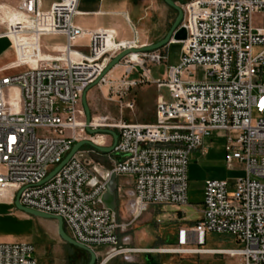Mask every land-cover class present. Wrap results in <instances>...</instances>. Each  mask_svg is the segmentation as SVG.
Returning <instances> with one entry per match:
<instances>
[{"label":"built area","instance_id":"2783aa9c","mask_svg":"<svg viewBox=\"0 0 264 264\" xmlns=\"http://www.w3.org/2000/svg\"><path fill=\"white\" fill-rule=\"evenodd\" d=\"M11 1L13 7L2 6L17 19L4 27L0 39L9 40L15 56L11 68L21 71L0 76V197L6 192L14 201L20 192V205L60 217L75 242L94 252L106 248L105 261L123 257L131 263V255L155 253L225 255L240 258L242 264H264V28L254 22V17L264 21V0H190L181 7L186 40L179 42V63L166 67L165 79L152 78L150 72L151 66L167 62L163 48L135 54V61L131 54L124 57L96 86L107 88L121 101L120 110L129 111L134 102L124 99L131 89L166 88L169 99L157 96L154 123L120 119L104 125L91 118V129L117 134L111 172L101 168L104 173L94 176L91 164L96 163L88 158L94 151L89 149L87 160L78 152L46 182L76 142L93 143L97 136L85 131L84 90L116 55L144 46L136 40L119 41L111 29L84 31L75 26L78 0L55 1L46 12L41 0ZM48 36L64 37V47L47 51L42 40ZM85 38L87 45H79ZM21 45L34 49L24 47L21 54ZM255 46L263 50L253 56ZM122 64L121 75L112 78ZM193 68L205 71L204 81L189 77ZM133 74L137 78H131ZM12 88L18 91L19 111L9 103ZM213 132L224 134L227 165L241 164L246 177L233 185L205 181L202 218L178 230L177 248L123 245L116 211L101 201L109 175L132 180L131 187L125 184L122 189L125 210L133 220L150 207L186 206L189 155ZM208 233L233 235L239 248L206 249ZM0 264H37L35 248L0 243Z\"/></svg>","mask_w":264,"mask_h":264},{"label":"rangeland","instance_id":"374dc122","mask_svg":"<svg viewBox=\"0 0 264 264\" xmlns=\"http://www.w3.org/2000/svg\"><path fill=\"white\" fill-rule=\"evenodd\" d=\"M161 1V0H159ZM180 8L190 0H172ZM163 1L159 2L163 5ZM3 4L13 7L11 0H4L0 3V32L4 29V24L8 18L15 15L12 10L5 9ZM162 11L155 14L158 20V28L169 31L175 18L176 12L168 7L165 3ZM254 22L260 24L264 28V21H260L258 17H254ZM167 34V33H166ZM159 40V39H157ZM161 40V39H160ZM62 42V39H58ZM65 42V40H64ZM86 40L79 41V44L86 45ZM78 47V46H77ZM165 49L167 54V62L150 67L152 78L165 79V70L167 66H175L179 63L181 45L173 43ZM263 50L262 46H255L252 49V55L256 56ZM41 57V55H40ZM14 59L9 40L0 39V67L9 63ZM123 64L118 69L123 70ZM117 69V68H116ZM14 72L8 73L12 75ZM189 77L195 81L205 80V71L202 68H193L189 70ZM16 74V73H15ZM131 77H136L133 74ZM148 85H142L135 89H131L128 96L124 99H134L137 109L143 113L151 103L152 97L162 96L165 100L169 99L166 88L159 90L154 89L141 92V88ZM147 88V87H146ZM90 95L93 98L86 102L89 108L90 116L95 119V123L109 125L117 120L122 119L127 123H134L132 117H127L128 111H120L121 101L116 95L107 91V88L100 89L94 87L90 89ZM9 103L15 111L20 109V100L16 88L10 89L8 93ZM114 99V101H113ZM123 102V101H122ZM134 109V108H133ZM132 111V110H131ZM124 114V115H121ZM255 117V116H254ZM105 136V135H98ZM110 142L106 146H109ZM225 138L221 132H213L212 135L203 140L202 147L193 151L189 155L187 168V205L186 210L183 207L162 205L150 207L147 212L143 213L137 220H133L126 212L123 190L117 189L116 192V212L115 218L119 225L118 236L123 245L134 249H173L176 247V234L179 229L194 226L202 218V200L204 183L207 180H224L233 185L236 180L246 177L241 164L235 162L229 167L225 160L224 152ZM90 148L83 147L80 150L82 159L87 160L86 152ZM94 176L100 177L103 171L99 165L91 164ZM126 183L125 177H119L118 186L124 187ZM6 202L9 203L6 204ZM57 224L54 221L42 219L39 217L29 216L13 205L10 197L0 198V242L6 243H29L35 248V257L39 264H81L88 263L89 255L84 251L77 249L68 244L59 242L61 247L58 252L56 246L53 248L56 238ZM56 248V249H55ZM206 249L230 250L237 249L239 246L235 242V237L230 234L208 233L205 236ZM56 251L58 253L52 252ZM104 252L105 248L98 249ZM96 252V251H95ZM147 254L131 255L134 260L129 263L125 258L121 257L122 263L126 264H242L240 258L229 256H217L208 254H148L147 257H156V261L146 262ZM51 262V263H50ZM95 264H99V261Z\"/></svg>","mask_w":264,"mask_h":264},{"label":"crops","instance_id":"0c3cea01","mask_svg":"<svg viewBox=\"0 0 264 264\" xmlns=\"http://www.w3.org/2000/svg\"><path fill=\"white\" fill-rule=\"evenodd\" d=\"M55 1H58V0H41L43 11L45 12L48 11L50 5ZM159 2L161 1L159 0H78L77 15L75 16L73 23L75 26L79 27L80 29L84 31L111 29L116 32L117 39L119 41L136 40L139 43V45L147 46V45L154 44L160 39L164 38V36L167 33V31L165 32L164 29L158 28L157 26L159 21L156 20L155 14L158 11H162V8H163L162 6H165L164 3H162L163 5H160ZM15 16L16 14L8 18L3 26H6L8 22ZM12 38L14 39V41L18 40L15 34L12 35ZM58 39H62V42H58ZM64 40L65 39L62 36H48V37L43 38L42 47L45 48L47 51H51L53 48L62 49L65 45ZM83 40L87 41L86 38ZM86 45H87V42H86ZM20 53L22 54V50ZM40 55L42 57V54ZM14 62H15V56L12 61L1 66L0 76H9L8 73H10L11 71L14 72L13 74L21 71V69L11 68L12 67L11 65ZM121 73H122L121 70L118 69L117 67V69H115L111 73V77L114 79H117L121 75ZM131 78L135 79L137 78V75L136 77H131ZM146 87L141 88V92L154 89L153 86H146ZM89 91L87 92V95H86L87 100L89 99L91 100L93 98V96L90 95ZM156 98L157 96L152 97L151 103L148 109L144 111L143 113H141L137 109L138 102L137 100L135 101L134 99H131L134 102V109L132 111H128L126 109H122L120 111L121 112H123L124 110L128 111V114L126 116L132 117L133 121H135L134 124H153L155 121ZM135 102H137V104H135ZM121 115H124V114L121 113ZM105 138L109 141V138L107 137ZM112 158L114 159V157ZM103 173L104 172L102 171L100 174H103ZM118 179L119 178H117V188H120V190H123L121 186H118ZM125 184H129V186L131 187L132 180L129 178H126ZM129 186L128 188H130ZM6 204L9 205L8 202H6ZM181 207H183L182 209H184V211L186 210L185 208L186 206H181ZM56 234H57V227H56ZM56 238H58V241H55V244H53L52 246L53 248L54 246H56L58 252H60L61 247L59 245V242H62L63 244H66V243L61 241L58 236ZM176 241H177V234H176ZM0 243H4V242H0ZM52 252H54L55 254L58 253L56 251H53V249H52ZM106 252H107V249L104 252L97 250L96 251V257H97L96 262L99 261V264H124L120 260L121 257H117V258L105 261L104 256ZM145 254H147L145 257L146 262L150 261V258L153 261L157 260L156 257H147L148 254H151V253H145ZM217 256H225V255H217ZM36 262L37 264H39L37 258H36ZM81 262H82L81 264H85L84 259Z\"/></svg>","mask_w":264,"mask_h":264},{"label":"water","instance_id":"95a60500","mask_svg":"<svg viewBox=\"0 0 264 264\" xmlns=\"http://www.w3.org/2000/svg\"><path fill=\"white\" fill-rule=\"evenodd\" d=\"M161 1H163L168 7L172 8L176 12V18H175L171 28L167 32V34L164 36V38H162L161 40L157 41L154 44L147 45L144 47H140L139 49L126 50V51H123V52L119 53L118 55H116L108 63V65L103 70L100 77L93 84H91L87 89H85L84 92L82 93L81 105H82L83 112H84L86 133L90 136L107 135V136L111 137V139H112L111 145H109L107 147H98V146L94 145V143L87 141V140L76 142L71 147L69 153L62 160V162L59 165H57L47 175V177L44 179L43 182L48 181L63 165H65L70 160V158L72 156H74L78 152H80V150L83 147H88L94 151L93 153L88 154V158L90 161L98 164L106 172H111L112 163L110 161V156L113 152L114 146H115L116 141H117V134L110 129H105V128L91 129L90 128L91 116H90L89 108H88V105L86 102V95L90 89L97 86L98 81L103 76H105L108 72H110L114 67L119 65L120 61L124 57H126L130 54H141V53H148V52L157 51V50H160V49L167 47L168 45H170L174 42L179 43V42H183L186 40V30L184 27L181 26V22L183 19L182 9L179 6H177L172 0H161ZM116 192H117V177L114 173H111L107 179V182L105 185V193L102 196L101 201L107 209H109L113 212H115L116 208H117ZM19 194H20V192H18L16 194L14 201H13V205L15 206L16 209H18L19 211H21V212H23L29 216L39 217L42 219L51 220V221L56 222V224H57V235H58L59 239L61 241H63L64 243L70 245V246H73L77 249H80V250L86 252L89 255V261L87 264H95L96 263V260H97L96 253L92 249L85 247V246L75 242L74 240H72L67 235V233L65 232V230L63 228L62 219L60 217L53 216V215H47V214L40 213V212L30 210V209L23 207L19 203Z\"/></svg>","mask_w":264,"mask_h":264},{"label":"bare ground","instance_id":"6f19581e","mask_svg":"<svg viewBox=\"0 0 264 264\" xmlns=\"http://www.w3.org/2000/svg\"><path fill=\"white\" fill-rule=\"evenodd\" d=\"M17 19V16H15L14 18H12L9 22H8V24L6 25V26H4V27H7L8 25H12V24H14V22H15V20ZM16 43H18V45H19V43H20V40H17V41H15ZM175 43V42H174ZM24 47L26 48V49H29V50H31V49H34V47L32 46V45H21V47H20V52H21V50H24ZM131 59H132V61H135V59H136V55L135 54H131ZM105 137H107V136H95L94 138H93V143H94V145H96V146H98V147H104V146H106L107 144H108V140L105 138ZM108 138V137H107ZM8 196V194L6 193V192H4L3 194H2V196L0 197V198H5V197H7Z\"/></svg>","mask_w":264,"mask_h":264},{"label":"trees","instance_id":"16d2710c","mask_svg":"<svg viewBox=\"0 0 264 264\" xmlns=\"http://www.w3.org/2000/svg\"><path fill=\"white\" fill-rule=\"evenodd\" d=\"M87 264V263H86Z\"/></svg>","mask_w":264,"mask_h":264}]
</instances>
